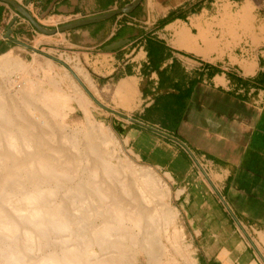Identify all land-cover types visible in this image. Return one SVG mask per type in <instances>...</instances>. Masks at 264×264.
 <instances>
[{
  "label": "crops",
  "instance_id": "1",
  "mask_svg": "<svg viewBox=\"0 0 264 264\" xmlns=\"http://www.w3.org/2000/svg\"><path fill=\"white\" fill-rule=\"evenodd\" d=\"M50 48L74 111L167 173L196 264H264V0H0V57Z\"/></svg>",
  "mask_w": 264,
  "mask_h": 264
},
{
  "label": "rangeland",
  "instance_id": "2",
  "mask_svg": "<svg viewBox=\"0 0 264 264\" xmlns=\"http://www.w3.org/2000/svg\"><path fill=\"white\" fill-rule=\"evenodd\" d=\"M47 50L52 56L39 52L23 51L22 49L20 52L0 57V82L2 83L3 81L10 93L9 95L14 101L15 97L17 101H22V106L19 107L17 115H14L15 118L12 116L14 121L6 122L4 126L5 129L8 127V131L13 130L19 135L16 147L23 150V152L22 150L20 151L22 152L20 153L21 155L13 151V147L6 138L7 136L3 135L4 139H2L1 135L0 139L4 141L2 142L3 146L0 144V165L10 164L12 166L11 172H14V175L10 178L0 176V195L14 200L18 196H27L33 188L40 187L41 190L46 191L41 201L42 205H40L46 210L59 208L67 214L66 221L64 220L65 225L63 223L56 224L52 222L51 225L47 226L45 224L47 216H44L42 223L38 227L32 223L23 224V219L27 216L25 215L26 212L22 211L24 214H18V212L12 209L8 210L13 222L23 224L18 232L19 246L22 248L24 257L22 264H36L47 253L61 250V248L68 244L69 239L74 244H77L83 252L87 250L89 242L87 237L91 233L92 226H99L103 215L98 217V213L104 210L106 204L105 199L97 191L100 184H111L119 187L122 182L125 180L130 181V179L131 183H133L132 172L129 168H125L124 172L111 176L103 173V170H101L100 165L104 161L103 159L109 156L105 152H110L109 154L111 155L113 154L112 151L119 153L124 161L132 162L134 168L137 170L151 169L156 173L161 181L160 189L167 192L165 200L176 213L175 224L184 231L185 253L191 262L193 259L196 262L198 246L193 240V233L188 227L182 205L176 201L177 192L173 185L169 183L167 173L135 159L125 148L120 136L116 133L112 123L108 119L100 116L96 117L95 115H82L74 111L75 107L72 99H77V81L69 68L55 59L61 58V52L53 48ZM20 64L21 69L19 68ZM26 89L31 95L34 94L36 96V101L41 100L46 93H55L59 99L58 105L63 108L62 111L57 114L50 110L51 108L45 107L41 103L42 101L37 102L36 104L40 103L38 105L24 103L23 95ZM0 97H4L3 93H0ZM29 97L27 96L25 99L30 100L33 98L32 96ZM39 106L41 107L40 109ZM3 131H5L4 128ZM72 139L75 140L73 141ZM36 141L39 142V148L43 154L50 158L51 163L49 162V164H59L63 168L64 174L61 172L62 174L59 173L54 176H36L31 171L33 168L30 166L31 161L29 159L25 161L24 158L22 160L15 158L16 154H19L21 157H30L32 150H29V144H34ZM101 153H105V155L103 156ZM100 154L103 156L102 159H100ZM11 156L14 159H11ZM6 157H10V160ZM114 161L117 163L116 159ZM98 171L101 172L99 176L96 175ZM7 179L10 185L8 183V186L5 188L3 187V180ZM140 186L141 182L133 183L131 195H126L127 198L125 197L127 203L128 200H132L131 196L137 197L140 195ZM152 203L156 205L157 200H154ZM18 221H21V223ZM26 230L38 233H36L35 237L31 238L25 233ZM1 232L4 236H2ZM1 232L0 264H11L7 261L5 252L9 253L11 251L13 237L12 239L11 237L7 239V231ZM137 233L139 232L136 229L133 230L129 225H125L120 233H118L121 237L125 236V240H121H124L123 252H126V256L137 247L133 246L134 243L131 239L132 235H135L134 238H136ZM107 249L109 250V248ZM90 251L92 253L100 252L101 247L99 244H96ZM161 260L162 262H167L163 255L161 256ZM139 264H149L145 251L140 250ZM164 264L174 263L167 262Z\"/></svg>",
  "mask_w": 264,
  "mask_h": 264
},
{
  "label": "bare ground",
  "instance_id": "3",
  "mask_svg": "<svg viewBox=\"0 0 264 264\" xmlns=\"http://www.w3.org/2000/svg\"><path fill=\"white\" fill-rule=\"evenodd\" d=\"M19 68L21 69V64ZM25 84L27 85V83ZM0 91V93H3L4 95V97H0V138L1 135L2 139H4L3 135L7 136L6 138L13 147V151H16L20 154L23 152V150L16 147L18 144L17 137L19 135L13 130L8 131V127H6V130L4 125L6 124V122L14 121V115H17L16 113H18L19 107L22 106V101L18 100L20 101L18 102L16 100V97L15 101L17 102L14 101V99L9 95L10 93L6 89L3 81L2 83L0 82ZM23 96V102L26 104L38 105L40 103H36L42 101L41 103L45 107L51 108L50 110L56 112L57 114L60 113L63 109L62 106L60 107L58 105L59 99L58 96L55 95V93H46L43 98H41V100L36 101V96H34V94L31 95L26 89ZM27 96H32L33 98L27 100L25 99V97ZM40 108L41 107L39 106V109ZM3 128L6 132L3 131ZM2 139H0L1 145L4 141H2ZM106 140L109 141L108 139ZM106 140L105 142H107ZM21 150L22 152H20ZM29 150H32V154L30 157H21V154H16L17 156H15V158H20L21 160L22 158H24L25 161L26 159H29L31 161L30 166L33 168L31 171L34 175L54 176L64 171L63 168H61V166H59V164L57 163H54L52 165L49 164V162L51 163L50 158L45 156L40 150L38 141H36L34 144H29ZM105 153L109 156L107 158L104 157L105 159H103L104 161H102L100 165L103 173L111 176L119 172H124L125 168L131 169L133 183L141 182V186L139 187V192H141L140 195H138L137 197L131 196L132 200H128V203L126 202V195L130 196L133 188L131 179L130 181L125 180L121 185H119V187L111 184H100L97 191L99 192V195H101V197L105 199L106 204L104 206V210L98 213V217L100 215H103V219L100 221L99 226H92L91 233L87 237L89 241L87 244V250L83 252L77 244H74L73 242H71V239H69L68 244L61 248V250L59 249V251H56L54 253H47L36 264H139L140 250L145 251V253L147 254L149 264H164L167 262L174 264H196L195 260L193 259V261L191 262L189 257L185 253L186 247L184 231L175 224L176 213L174 209H172L166 202L165 197L167 196V192L160 189L161 181L156 173H154L151 169L137 170L136 168H134L132 162L129 163L124 161L122 159V156L117 152L112 151L113 154L111 155L109 154L110 152ZM105 153L101 154H103L104 156ZM103 156H101L100 159H102ZM6 158L10 160V157ZM12 158L13 157L11 156V159ZM115 159L117 160V163H115ZM11 170L12 166L10 164H1L0 176L4 178L12 177V175H14V172H11ZM100 174L101 172L98 171L96 175L99 176ZM31 177L35 178L34 176ZM8 183V179L3 180V187L6 188V186H8ZM45 194L46 191H43L40 187H37L35 189L33 188V190L29 192L27 196H18L14 198V200L10 197L5 198L0 195V232L7 231V239H9L10 237L12 239L13 237V247L11 248V251H9V253L5 252L7 261L9 263H23L22 261L24 257L22 254V248L19 246L18 235V232L22 228L23 224L32 223L39 227L44 216H47L45 220V224L47 226L51 225L52 222H55L56 224H64V220L66 219L67 215L66 213L61 211L59 208L48 207L50 209L46 210L43 206H41V201L43 200ZM154 200H157L156 205H153L152 203ZM9 209L18 212V214H24V212H26L25 215L27 216L23 219L22 225L19 223L16 224L11 220V215L10 213H8ZM18 222L21 223V221ZM125 225H129L133 230L136 229L137 232H139L137 233V235L139 236L136 235V238H134L135 235H132L131 239L134 243L133 246L137 247H135V250L133 249L132 251H130L129 255L127 254V256L125 255L126 252H123V243L125 240V236L121 237V235L118 234ZM25 233L33 238L38 232L35 233V231L29 232L28 230H26ZM2 236H4V234ZM96 244L100 245L101 251L92 253L90 250ZM107 248H109V250ZM162 255L165 256L167 262H162Z\"/></svg>",
  "mask_w": 264,
  "mask_h": 264
},
{
  "label": "water",
  "instance_id": "4",
  "mask_svg": "<svg viewBox=\"0 0 264 264\" xmlns=\"http://www.w3.org/2000/svg\"><path fill=\"white\" fill-rule=\"evenodd\" d=\"M130 8H132V6L127 8L126 11H129ZM21 11H23L27 15V17L33 22V24L40 31L47 32V33H54L56 31L71 30V29H74V28H77V27H80V26H83V25H87V24H90V23H94V22L109 18V17H111L112 15L115 14V12H110V13H104V14H100V15H95V16H91V17L82 18V19L76 20L74 22L65 24V25L59 27L58 29L52 30V29H47V28L43 27L41 24H39L35 19H33L32 16H30L24 10H21ZM120 45H121V43H115V44L109 46V49H115V48H117Z\"/></svg>",
  "mask_w": 264,
  "mask_h": 264
}]
</instances>
